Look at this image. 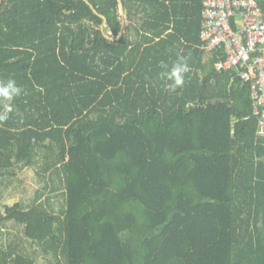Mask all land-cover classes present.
I'll use <instances>...</instances> for the list:
<instances>
[{
	"label": "trees",
	"instance_id": "1",
	"mask_svg": "<svg viewBox=\"0 0 264 264\" xmlns=\"http://www.w3.org/2000/svg\"><path fill=\"white\" fill-rule=\"evenodd\" d=\"M202 10L0 0V81L22 88L0 122V202L26 170L41 184L0 208V264H264V136L250 85L201 49ZM181 55L170 92L160 65Z\"/></svg>",
	"mask_w": 264,
	"mask_h": 264
},
{
	"label": "built area",
	"instance_id": "2",
	"mask_svg": "<svg viewBox=\"0 0 264 264\" xmlns=\"http://www.w3.org/2000/svg\"><path fill=\"white\" fill-rule=\"evenodd\" d=\"M202 51L223 54L220 72L235 70L250 85L264 136V0H202Z\"/></svg>",
	"mask_w": 264,
	"mask_h": 264
},
{
	"label": "clouds",
	"instance_id": "3",
	"mask_svg": "<svg viewBox=\"0 0 264 264\" xmlns=\"http://www.w3.org/2000/svg\"><path fill=\"white\" fill-rule=\"evenodd\" d=\"M160 67L162 69L161 77L170 81V83L165 85L166 90L170 92H175L178 88L183 87L185 76L191 71L188 58L182 55L177 57L171 67L164 63H161ZM21 93L22 88L16 84L15 80L0 81V108H2V111H0V122L8 120L9 115L14 111L13 101Z\"/></svg>",
	"mask_w": 264,
	"mask_h": 264
},
{
	"label": "rangeland",
	"instance_id": "4",
	"mask_svg": "<svg viewBox=\"0 0 264 264\" xmlns=\"http://www.w3.org/2000/svg\"><path fill=\"white\" fill-rule=\"evenodd\" d=\"M19 180L13 184L8 190H5L3 201L0 202V208L3 215H6L7 207H14L23 200L28 201L33 198L35 190L41 186L38 176L34 170H26L19 175ZM1 238V237H0ZM4 242V243H3ZM0 244H6V237L0 239Z\"/></svg>",
	"mask_w": 264,
	"mask_h": 264
},
{
	"label": "crops",
	"instance_id": "5",
	"mask_svg": "<svg viewBox=\"0 0 264 264\" xmlns=\"http://www.w3.org/2000/svg\"><path fill=\"white\" fill-rule=\"evenodd\" d=\"M122 13H123V18H124V21H123V26H122V30H121V33H120V37H119V39L122 37V35L126 32V29H127V27H128V24H127V22H126V17H125V12H124V9L122 10ZM181 28H183L184 29V27H183V25L181 26ZM103 31H105V24L103 25ZM132 35H133V37H132V40L134 41H136L137 39H138V37H137V34L135 33V32H133L132 33ZM147 37H151V34H145V40L147 39ZM118 39V40H119ZM141 40V39H140ZM140 40H138V41H140ZM158 41V40H157ZM201 49H202V47H201Z\"/></svg>",
	"mask_w": 264,
	"mask_h": 264
},
{
	"label": "water",
	"instance_id": "6",
	"mask_svg": "<svg viewBox=\"0 0 264 264\" xmlns=\"http://www.w3.org/2000/svg\"><path fill=\"white\" fill-rule=\"evenodd\" d=\"M122 9H123V6L121 5Z\"/></svg>",
	"mask_w": 264,
	"mask_h": 264
}]
</instances>
